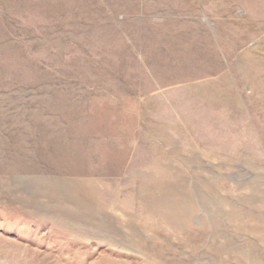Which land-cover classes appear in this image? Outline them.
<instances>
[{"label":"rangeland","instance_id":"374dc122","mask_svg":"<svg viewBox=\"0 0 264 264\" xmlns=\"http://www.w3.org/2000/svg\"><path fill=\"white\" fill-rule=\"evenodd\" d=\"M0 264H264V0H0Z\"/></svg>","mask_w":264,"mask_h":264}]
</instances>
